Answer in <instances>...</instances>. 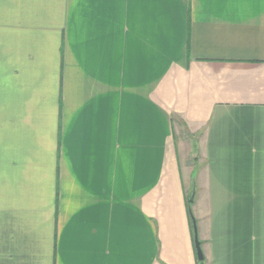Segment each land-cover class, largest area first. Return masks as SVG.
<instances>
[{"label": "crops", "instance_id": "obj_1", "mask_svg": "<svg viewBox=\"0 0 264 264\" xmlns=\"http://www.w3.org/2000/svg\"><path fill=\"white\" fill-rule=\"evenodd\" d=\"M0 264H264V0H0Z\"/></svg>", "mask_w": 264, "mask_h": 264}, {"label": "water", "instance_id": "obj_2", "mask_svg": "<svg viewBox=\"0 0 264 264\" xmlns=\"http://www.w3.org/2000/svg\"><path fill=\"white\" fill-rule=\"evenodd\" d=\"M194 197H195V194H193V196L191 198V202L194 201ZM193 226H194V232H195V246H196L197 256H198L199 261L203 263L204 254H203V251L201 248L200 241H199L198 236H197V227H196V223L194 220H193Z\"/></svg>", "mask_w": 264, "mask_h": 264}]
</instances>
